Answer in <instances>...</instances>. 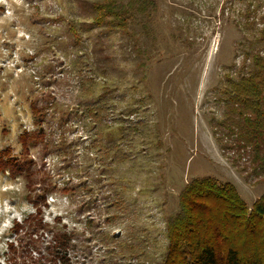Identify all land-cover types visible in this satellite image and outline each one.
I'll use <instances>...</instances> for the list:
<instances>
[{
    "label": "rangeland",
    "instance_id": "rangeland-1",
    "mask_svg": "<svg viewBox=\"0 0 264 264\" xmlns=\"http://www.w3.org/2000/svg\"><path fill=\"white\" fill-rule=\"evenodd\" d=\"M103 1L0 0V149L21 154L22 134L36 131L34 103L45 114L44 140L32 143L28 154L35 180L75 190L72 198L49 194L42 207L43 222L61 217L75 228L69 259L162 264L167 220L191 180L210 176L231 183L249 206L264 195L249 154L221 125L227 78L238 76L248 49L264 56L253 35L239 28L248 8L261 6L262 16L264 0H153L152 23L128 30L96 24L94 5ZM72 24L82 37L79 46ZM108 99L116 124L122 119L151 129L143 139L119 141L121 161L90 150L97 136L86 107ZM112 126L105 147L120 139ZM26 194L22 179L0 174V264H33L40 257L25 235V220L35 213ZM119 199L120 217L107 224ZM16 223L25 226L19 233ZM37 237L45 254L52 234Z\"/></svg>",
    "mask_w": 264,
    "mask_h": 264
},
{
    "label": "trees",
    "instance_id": "trees-1",
    "mask_svg": "<svg viewBox=\"0 0 264 264\" xmlns=\"http://www.w3.org/2000/svg\"><path fill=\"white\" fill-rule=\"evenodd\" d=\"M95 21L102 25L106 21L112 28L128 30L133 24L152 23V12L157 11L153 0H104L95 4ZM261 6L243 14L241 31L253 35L257 46L264 48V13L258 16ZM148 20V21H147ZM149 22V23H147ZM262 28L257 30V26ZM70 34L77 46L82 42L78 28L72 24ZM261 52V53H260ZM144 56L145 53L143 52ZM144 65V64H143ZM226 110L223 123L227 131L237 138L239 150L249 154L252 174L264 179V56L262 50L256 48L245 52L244 60L238 70V76L227 78ZM93 95V93H91ZM31 110L35 114L33 133L25 131L21 136L22 152L14 155L12 147L0 149V174H7L13 180L22 179L26 198L35 208V213L26 218L28 230L25 233L29 243L40 255L33 264H74L68 257V250L73 247L75 228H69L62 223L61 217H56L52 225L43 222L42 207H47V198L54 192L72 198L73 188L64 187L59 190L37 183V172L33 170V162L28 157L31 144L44 140V111L34 103ZM130 111L127 116L132 115ZM87 119L96 131L97 139L90 145V150L97 151L107 158L121 157L124 148L120 149L119 141L143 139L150 136V130L142 122L136 125L123 122L116 124L113 103L98 100L94 105L86 107ZM120 114V113H119ZM124 115V113H122ZM120 130V139L111 138L110 144L104 146L113 129V124ZM144 126V127H143ZM230 146V145H229ZM233 148V146H230ZM105 148V149H104ZM105 150V153H104ZM115 154V155H112ZM124 159L122 158V161ZM118 161L116 162V164ZM108 165L106 172H108ZM261 179L263 182L264 180ZM40 186V187H39ZM39 191V193H37ZM60 195V194H58ZM119 197V193H117ZM123 201L114 203L117 213L110 218L107 210V224L117 220L118 212L123 209ZM108 209V202H107ZM87 224H91V220ZM25 226L18 223L14 232L19 233ZM50 231L52 241L46 245L45 254L40 253V242L37 234L40 231ZM37 238L36 240L33 238ZM108 235L103 238L108 242ZM167 254L162 264H264V195L252 206L241 197L237 188L228 182H221L214 177L194 178L185 185L178 197V212L166 223Z\"/></svg>",
    "mask_w": 264,
    "mask_h": 264
}]
</instances>
